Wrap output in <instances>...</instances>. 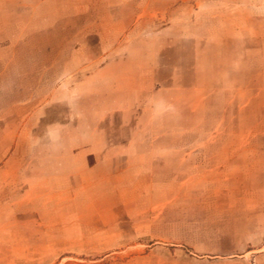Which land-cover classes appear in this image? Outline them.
<instances>
[{
	"label": "rangeland",
	"instance_id": "rangeland-1",
	"mask_svg": "<svg viewBox=\"0 0 264 264\" xmlns=\"http://www.w3.org/2000/svg\"><path fill=\"white\" fill-rule=\"evenodd\" d=\"M0 264H264V0H0Z\"/></svg>",
	"mask_w": 264,
	"mask_h": 264
},
{
	"label": "crops",
	"instance_id": "crops-1",
	"mask_svg": "<svg viewBox=\"0 0 264 264\" xmlns=\"http://www.w3.org/2000/svg\"><path fill=\"white\" fill-rule=\"evenodd\" d=\"M110 63L111 62L103 63V65L100 67V69L104 70L106 68V65H108ZM56 67L61 68V67H58L56 61L49 63V66H47V63H45L44 65L42 63V65L39 66V69H43L42 72L41 71L39 72V76H38L39 82L43 81L45 85H55L57 83V75L52 76L53 74H55V73H52V70H53V68H56ZM48 69H50V70L48 71ZM90 76L91 75H89L88 78Z\"/></svg>",
	"mask_w": 264,
	"mask_h": 264
}]
</instances>
